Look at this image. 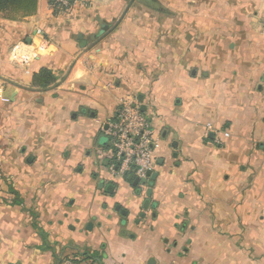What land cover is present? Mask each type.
Instances as JSON below:
<instances>
[{
  "label": "crops",
  "instance_id": "0c3cea01",
  "mask_svg": "<svg viewBox=\"0 0 264 264\" xmlns=\"http://www.w3.org/2000/svg\"><path fill=\"white\" fill-rule=\"evenodd\" d=\"M82 2L0 16V264H264V0ZM36 31L53 54L14 68ZM139 96L157 178L135 186L102 127Z\"/></svg>",
  "mask_w": 264,
  "mask_h": 264
},
{
  "label": "built area",
  "instance_id": "2783aa9c",
  "mask_svg": "<svg viewBox=\"0 0 264 264\" xmlns=\"http://www.w3.org/2000/svg\"><path fill=\"white\" fill-rule=\"evenodd\" d=\"M48 2L54 13L62 15H70L77 6L84 5L82 0ZM30 40V43L23 41L12 47L8 59L14 68L28 71L36 59L53 54L55 42L52 38L36 31ZM141 108L136 97L127 98L121 101L112 120L102 127L109 150L106 171L114 180L147 179L148 173H153L156 168L153 132ZM225 137L229 135L225 134Z\"/></svg>",
  "mask_w": 264,
  "mask_h": 264
},
{
  "label": "trees",
  "instance_id": "16d2710c",
  "mask_svg": "<svg viewBox=\"0 0 264 264\" xmlns=\"http://www.w3.org/2000/svg\"><path fill=\"white\" fill-rule=\"evenodd\" d=\"M39 0H0V16L3 19L21 22L37 14ZM55 78L51 71L42 69L33 77V84L37 87H48L53 84Z\"/></svg>",
  "mask_w": 264,
  "mask_h": 264
},
{
  "label": "water",
  "instance_id": "95a60500",
  "mask_svg": "<svg viewBox=\"0 0 264 264\" xmlns=\"http://www.w3.org/2000/svg\"><path fill=\"white\" fill-rule=\"evenodd\" d=\"M105 30H107V29H105ZM31 42V40H29L28 41V43H30ZM142 99H143V97L142 96H139V98H138V101L141 103L142 102ZM146 110H147V108L145 107V106H142V108H141V111L143 112V113H145L146 112ZM106 141H108L107 139H106ZM147 178H151V179H153V180H155L156 178H157V174H155V173H148V175H147ZM133 178L132 177H129L128 178V180L129 181H131ZM146 184L147 183V179H142V180H139L138 178H136L135 180H134V185L135 186H137L138 184ZM150 195V194H149ZM149 202H146L145 204L147 205ZM150 264H154V262H151Z\"/></svg>",
  "mask_w": 264,
  "mask_h": 264
},
{
  "label": "rangeland",
  "instance_id": "374dc122",
  "mask_svg": "<svg viewBox=\"0 0 264 264\" xmlns=\"http://www.w3.org/2000/svg\"><path fill=\"white\" fill-rule=\"evenodd\" d=\"M22 42H23V41H22ZM22 42H21V43H22Z\"/></svg>",
  "mask_w": 264,
  "mask_h": 264
}]
</instances>
